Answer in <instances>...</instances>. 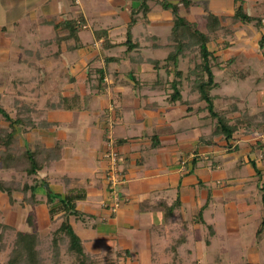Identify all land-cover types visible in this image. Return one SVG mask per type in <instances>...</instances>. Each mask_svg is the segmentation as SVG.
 <instances>
[{"label": "crops", "instance_id": "obj_1", "mask_svg": "<svg viewBox=\"0 0 264 264\" xmlns=\"http://www.w3.org/2000/svg\"><path fill=\"white\" fill-rule=\"evenodd\" d=\"M168 1L177 3L179 14L194 24L196 17H202L205 22V14L198 12L195 6L189 5L188 0H186L187 5L184 3L185 0ZM245 3L246 0L243 3L244 10ZM144 7L147 10L143 13ZM233 12L234 0L229 8L216 15L231 17ZM246 13L249 14L247 11ZM67 21L78 26L72 34L67 27L56 28ZM130 22L129 44L133 45V48L127 50L126 30ZM171 25L170 10L161 8L156 0H0V74L4 75L3 84L8 83L6 74L12 73L14 68L13 58H17L18 61V58L22 57L20 58L22 67L15 65L16 69L38 68V65L31 64L28 58L36 57L42 51L41 55L43 54L44 57L40 61L45 68L42 70L46 73L50 70L58 72L61 63L65 66V73L67 74L70 69V75L74 77L78 71L81 73L80 70L84 65L85 80L89 79L90 73L95 74L93 89L96 97L92 96L85 109L88 110L90 103H95L97 98L103 101V109L99 116H96V111L95 114H91L93 117L83 143L88 147L84 151H77L75 144L67 147L77 151L72 158H68L67 163L73 165L76 161L84 166L83 170L87 175L90 173L88 177L92 176L89 181L90 184L93 183L91 186L84 185L83 190L71 186L66 191V193L78 191L83 194L82 198L76 200V207L81 213L77 217L91 219L89 228L100 238L89 247H105L113 243L116 245V242L126 255H129L130 247L137 249L136 245L139 243L141 246H146L145 248L152 247L157 239L153 233L158 231L154 229L156 224H159L158 226L164 224V217L161 206L153 207L149 204L155 205L159 201L170 204L177 200L179 201L177 210L184 209L186 204H192L194 207L197 206L196 211H203L208 207L209 201L211 202L212 194H220L217 186L221 184V180H214L213 175L211 176L214 170L221 172V178L226 181L228 187H234L230 194L235 193L237 198L245 199L246 193L243 190L253 183L262 190L261 200H264L262 195L264 150L259 146L261 143L264 144V140L260 142L258 139H250L251 133L246 134L245 137L236 132L226 143L228 149L224 151L223 147V151L219 150L221 147L218 144L224 145L222 140L213 138L209 139L210 142H204L211 133L207 131L209 124L206 125V117L161 116L167 106L162 103L158 106L155 101H153L155 108H152V114L156 117H142L144 108L139 105V101L140 96L145 95H140V99L138 96L135 97L133 104L129 105L137 117H111L107 102L113 100L106 97L109 96L110 89L120 92L123 87H129L132 90L161 91L168 100L167 91L173 79V68L170 65H162L167 52L163 58L153 55L157 51L161 52V49L165 51L168 48ZM140 34L141 37L138 36ZM91 54H94L93 57L98 59L101 65H89L88 58ZM214 55L216 56V53ZM67 59H78V62L67 63ZM147 59L150 61L146 62ZM155 61L157 66L154 65ZM122 65H127L128 70L120 71L118 66ZM146 66L148 67L144 70ZM98 69L104 73L102 91H98L99 93L96 92ZM145 73L153 74V79L147 81L140 78L139 75ZM110 74H113V77H109ZM86 94L88 93L82 95V99ZM170 103L174 102L170 101ZM117 111L118 109H115L113 115L118 114ZM181 121L182 124H178ZM183 121L188 123L183 124ZM261 122L264 124V121ZM36 129L42 128L36 127L32 130ZM106 129L113 134L117 143L120 159L118 169L126 178L125 183L120 186L123 202L114 212H110L102 205V201L107 197L104 179L106 161L102 158V141L108 135L104 132L108 131ZM262 129L264 133V125ZM89 138H92L94 144H91ZM70 144L72 143L68 142L67 145ZM38 146L42 144L35 145ZM65 149L66 147L62 148V153L64 151L67 153ZM79 152L85 155L80 156ZM185 156L188 161L186 160L182 169L180 162ZM204 159L209 160L211 169L204 167L206 162ZM62 160L66 163L67 159L61 158L60 161ZM89 163L91 167H87ZM253 166L259 174L255 172ZM69 167H67L68 171L71 170ZM208 181L210 186L205 191ZM43 187H46V184ZM55 192L62 194L60 191ZM199 197L203 198V203H199L198 207ZM232 204L233 213L237 217L240 208H237L236 202ZM232 204L229 203L230 214ZM249 212V209H243L240 215ZM262 216L264 217V214ZM100 223L106 225L103 227ZM89 228L86 227L84 230ZM82 239L85 247L89 240L93 242L90 236ZM86 239L88 241H85ZM125 250L128 252L126 253Z\"/></svg>", "mask_w": 264, "mask_h": 264}, {"label": "rangeland", "instance_id": "obj_2", "mask_svg": "<svg viewBox=\"0 0 264 264\" xmlns=\"http://www.w3.org/2000/svg\"><path fill=\"white\" fill-rule=\"evenodd\" d=\"M188 1L189 5L195 6L198 8V12L203 14H221L233 4V0ZM245 6V10L249 14L264 21V0H246ZM195 19L197 28L206 31V21L203 22L202 17H196ZM221 23L223 25L221 29L214 34H209L210 39L208 42L209 48L214 54L216 53V62H211V64L213 63L214 77L217 81V86L211 90V93L215 95L214 105L232 119L238 116L237 118L241 122L238 134L246 137V131L251 129L250 139H258L262 142L264 140L262 129L264 124L261 122L264 121V40L261 46L258 41L260 37H264V22H262L260 28L253 21L241 23L233 21L230 16H225ZM138 36L141 37V34ZM197 48L194 44L188 45L182 55L179 56L177 63V69L183 73L180 90L185 102L176 101L172 104L165 99L164 92L161 91L132 90L129 87H123L120 92L110 89L109 96H105L110 97L114 102H107V109L110 111L111 117H137L133 114L129 105L133 104L132 101L135 97L138 96L139 98L140 95H145L144 97L140 96L141 99L139 98V105L144 108H141L144 112L142 117H156L152 114V108H155L153 101H155L158 106L161 103L167 106L166 111L161 116L206 117V125L212 126L213 119L205 108V102L200 101L198 92L191 88V82L195 75L187 73L192 70L195 63L199 62ZM170 50H172V46L169 43L165 51L161 49V52L157 51L153 56L163 58L166 52L168 53ZM41 53L36 57L28 58L31 64L38 65V68L28 69L24 67L20 70L16 69L15 65L22 67L20 59L22 57L18 58V61L17 58H13L12 65H14V68L12 73L6 74L8 83L3 84L4 75L0 74V105L9 115L11 117L20 115L26 123L27 119H32L35 123L43 120L46 122V126L36 130H32L36 127L28 128L27 124L25 126L14 125L11 143L8 147L0 145V158L4 153L12 155L13 158L16 157L14 165L10 167L0 166V179L7 181L12 189L14 199L12 203H9L6 193L0 191V223L10 227L2 230L0 264H4L8 257L15 232L29 229L25 220L29 211L33 214L35 229L39 235L37 248L42 258V264H55L52 237L53 231L59 225L62 216L59 211L50 216L49 208L58 204H46V187L50 191H60L63 195L71 186L83 190L84 185L91 186L93 184L92 182L90 184L89 181H91L92 176L88 177L90 173L87 175V172L83 170L84 166L76 163V161L73 165L67 162L68 158H72L77 151H84L88 147L83 143L84 136L89 131L87 128L91 123V117H93L91 114H95L96 111V116H99L103 109L104 103L98 98L95 103H90L88 110L83 106L82 95L84 93H91L92 96L96 97L93 89L95 74L90 73L89 79L85 80L84 65L80 70L81 73L78 71L76 77H74L70 75V69L67 74L65 73V66L61 63L58 72H51L50 70L46 73L42 70L45 68H43V63L40 61L44 57ZM93 56L94 54H91V57L88 58L89 65H101L100 61ZM77 60L67 59V63L70 61L76 63ZM149 61L150 59H147L146 62ZM169 65L172 67V63ZM118 69L126 71L128 66H118ZM187 75L189 76L186 77ZM111 76L113 77V74L109 75V77ZM139 76L147 81L154 77L153 74L146 73ZM168 89L167 95L169 96L171 90ZM99 95L101 96V94ZM63 99L64 101H62ZM123 105L126 106L123 107ZM26 107L28 110H26ZM115 109H118V114L113 115ZM179 123L182 124V121ZM185 123H188V121H183V124ZM209 125H207L208 132L211 131ZM11 129L8 122L0 115V134L9 132ZM106 130L108 131L104 132L111 135L114 145L113 134L109 132V129ZM214 138L224 142L223 146L218 144L221 147L219 150L223 151L225 148L224 151H226L228 149L226 144L228 141L220 136ZM91 139L89 138L91 144H94ZM107 140L109 139L106 137L102 141V153H104ZM68 142L72 144L68 146ZM36 144H42L43 147L47 148L59 144L61 151L57 159L49 166L39 170L36 176H33L26 174L21 169L24 163L20 155L23 154L24 150L35 149ZM74 144L77 151H72L73 148L71 150L67 148L71 145L74 146ZM64 147H66L67 153L65 151L62 153ZM78 155L83 156L85 154L79 152ZM61 158H66V163L65 160L61 162ZM102 158L104 159L103 154ZM119 160L118 157V166ZM184 160L186 162V156ZM204 160L206 161L204 167L211 169L209 160ZM68 165H71V167ZM88 166L91 167L90 163ZM67 167L71 168L70 171L72 172L68 171ZM212 175L214 180H221V184L217 183L220 194H212L211 202L209 201L208 207L202 211L203 223L198 221L197 206L186 204L184 209H176L174 215L166 221L164 220L162 226H158L157 222L155 223L156 229L154 230L158 231H153V234L157 239L150 248H145L146 246H141V243H139V245H136L137 249L130 247L129 255H126L116 242V245L113 243L105 245V247H89L100 239L89 228L91 219H80V217L71 215L70 223L81 238H85V236L92 238L93 242L89 240L85 250L91 255L93 264H264V230L259 236L255 237L254 235L255 229L264 214V200H261L262 190L251 183L250 186L245 187L246 190H243L246 193L245 199L242 197L237 198L235 193L230 194L234 187L226 185V181L221 178V172L214 170ZM41 179L47 182L46 187L38 184ZM93 180L95 179L93 178ZM34 183H37L35 197L38 202L31 205L23 198L24 195L29 194V190L23 192L21 187L23 184ZM209 183L210 181H208L205 191L209 189ZM202 201L203 198L199 197L197 199L198 207ZM232 202L237 203L240 212L243 209H249L250 212L245 215H240L239 212L235 217ZM229 203L232 204L231 214L228 211L230 210ZM208 223L212 226L214 234H209ZM100 225L103 226L104 224L100 223ZM97 226L99 227V225ZM86 227L89 229L84 230ZM206 239L208 242H206ZM58 242V264H77L74 257L66 251V242L61 238L58 239ZM143 247L145 249H142Z\"/></svg>", "mask_w": 264, "mask_h": 264}, {"label": "trees", "instance_id": "obj_3", "mask_svg": "<svg viewBox=\"0 0 264 264\" xmlns=\"http://www.w3.org/2000/svg\"><path fill=\"white\" fill-rule=\"evenodd\" d=\"M156 2L161 6V8L170 10L172 14V25L170 33L168 35V41L170 43V46H172V50L168 51L164 59L165 62L162 64L163 66H168L170 63H172L173 68V79L170 81L171 91L169 93L168 100L171 102H185V100L182 99L180 90L181 76L183 73L181 72V70L177 69V63L179 61V56L182 55L184 49H186L188 45L194 44L198 47L197 50L199 54V62L195 63L192 70H189L187 73L195 75V78L191 82V88L198 92V99L205 102V108L213 119L211 133L208 135L209 138L204 139V142H210V140H212L215 136H220L224 140L229 141L231 138H233V134L238 132L241 122L237 118L238 116L232 119L228 117L224 111H220L214 105L215 95L211 93V90L217 86V82L215 81L214 72L212 70L213 63L211 64V62H216V56L208 46V42L210 39L209 34H214L222 28L223 25L221 21L225 18V16H218L213 13L205 14L206 31H202L197 28L196 24L187 20L184 16L179 14L177 3H173L168 0H156ZM184 3L186 5L188 4L186 0L184 1ZM243 3V0H234V12L231 15L232 20L241 23L253 21L258 27H260L262 24V19L247 14L244 10ZM145 10H147V8L144 7L143 13L145 12ZM131 12L132 14H134L133 10ZM131 20L133 21L134 19L132 18ZM131 22L126 30V42H128L127 50H131L133 48V45L129 44L131 41ZM58 27H67L71 34L74 29L78 28V26H76V23L68 21L61 23L59 26H56V28ZM263 40L264 37H260L258 41L260 46L262 45ZM154 65L157 66V61H155ZM98 72L96 92L102 91V79L104 76V73L101 69H98ZM188 76L189 75H187L186 77ZM91 98V93L84 95V108H87ZM62 101H64V99ZM26 110H28L27 107ZM0 115L4 118V120L8 122V125H10L12 128L9 132L0 134V145L5 147H8V145L11 143V140L13 138L14 125L25 126L27 124L28 128L46 126V122L44 120L35 123L32 119H27L28 121L26 123V121L20 115L11 117V115H9V113L1 105ZM23 129L25 130L24 127ZM250 131L251 129H249V131L247 130L246 133L248 134L250 133ZM259 146L264 150V144L261 143ZM60 149L61 146L59 144H56L50 148L40 146L36 147L33 150H24L23 154L20 155L24 163L21 169L28 175L36 176L39 170L49 166L55 159L58 158ZM114 149L117 151L116 141H114ZM15 158H13L12 155L4 153L0 158V166L10 167L14 165ZM254 169L255 172L259 174L258 170L255 167ZM38 184L43 186V184L47 185V182L44 179H41ZM36 187L37 183L23 184V186L21 187V191L23 192L29 190V194L24 195L23 198L27 203H30L31 205L38 202V199L35 197ZM0 191L6 193L9 203L13 202L14 199L12 196V189L8 185L7 181L0 179ZM262 195L264 198V192L262 193ZM45 196L46 204H58L55 207L53 206L49 208L50 216L57 211L61 212L62 216L59 225L53 231L52 237L55 264H58L57 245L59 244V238L66 242V251L74 257V260L77 264H93L91 255L85 250L83 239L74 231L69 220L71 215L75 217L80 216L81 213L76 207V200L82 198L83 194L78 191H69L62 195L60 193L52 192L48 187H46ZM178 204L179 201L177 200L170 204H167L165 201H159L155 205L149 204V206H161L163 208V217L166 221L167 219L172 217V215L174 214V210L177 208ZM140 207L142 208V206ZM197 214L198 221L203 223L202 210H199ZM25 220L29 229L17 230L15 232L14 238L11 243V248L7 255L8 257L4 264H42V258L37 248V245L39 243V235L35 229L33 214L31 211L27 212ZM207 227L209 229V234H214L212 226L207 225ZM8 228H10L9 225L0 223V240L2 237V230ZM263 229L264 217H262L258 227L256 228L255 236H259ZM206 242H208L207 239ZM125 252L127 253L128 251L125 250Z\"/></svg>", "mask_w": 264, "mask_h": 264}, {"label": "built area", "instance_id": "obj_4", "mask_svg": "<svg viewBox=\"0 0 264 264\" xmlns=\"http://www.w3.org/2000/svg\"><path fill=\"white\" fill-rule=\"evenodd\" d=\"M106 147L103 153V157L106 161V171L104 175L107 197L102 201V205L106 207L110 212H114L123 202L120 195V186L126 181L125 175L118 169V152L114 149L113 140L111 135H107ZM186 164L185 160H182L180 167L184 169Z\"/></svg>", "mask_w": 264, "mask_h": 264}]
</instances>
